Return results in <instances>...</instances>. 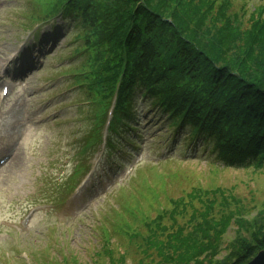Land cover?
<instances>
[{
  "label": "rangeland",
  "instance_id": "rangeland-1",
  "mask_svg": "<svg viewBox=\"0 0 264 264\" xmlns=\"http://www.w3.org/2000/svg\"><path fill=\"white\" fill-rule=\"evenodd\" d=\"M230 3L229 13L237 14L248 27L256 9L261 8L264 17V0ZM32 8V0H0V120L17 106L24 108L26 118L21 136L0 132V160L10 156L0 166V264H76V260L110 264V251L116 259L126 253L127 264H166L155 248L151 255L144 254L150 247L145 242L150 230L146 221L157 215L159 207L171 208V200L199 184L224 186L240 201L242 219H232L217 243L201 256L204 264H229L241 240L264 227V172L218 167L206 148L195 153L181 143L171 150L156 135L163 131L164 117L159 120L158 106L151 107L145 99L133 142L111 157L112 165L106 164V155L101 162L103 148L93 152L97 146L87 143L96 134L95 104L72 75L81 56L69 59L68 48L79 40L71 30L58 37L61 28L52 31L47 24L30 38L34 25L27 27V17ZM28 44L36 49V61L22 79L13 78L21 72L25 55L20 53ZM5 84L10 85L9 94L3 97ZM153 118L158 125L149 123ZM103 127L97 136L106 133ZM92 163L98 165L83 177ZM170 173L177 176L169 177ZM81 179L86 186L68 197ZM147 179L143 189H155L158 197L144 194L142 184ZM164 222L167 230L159 236L172 224L169 217Z\"/></svg>",
  "mask_w": 264,
  "mask_h": 264
},
{
  "label": "trees",
  "instance_id": "trees-1",
  "mask_svg": "<svg viewBox=\"0 0 264 264\" xmlns=\"http://www.w3.org/2000/svg\"><path fill=\"white\" fill-rule=\"evenodd\" d=\"M219 1L32 0L27 27L34 25L35 37L45 24L56 30L60 18V32L71 30L79 40L68 50L69 59L81 56L72 75L95 104L96 134L87 143H102L101 125L107 127V158L133 142L145 99L158 106L159 120L164 117L163 131L156 134L158 126L155 134L171 150L181 143L195 153L206 148L218 167L264 172V17L256 9L248 27L229 13L230 0ZM147 181L144 194L158 197L155 189H143ZM226 191L199 184L171 200V208L159 207L146 221L150 247L144 254L155 248L166 264H204L201 256L230 221L243 217L240 201ZM167 217L172 224L159 236ZM261 251L264 227L241 240L229 264H248ZM111 254L110 264H127L126 253Z\"/></svg>",
  "mask_w": 264,
  "mask_h": 264
},
{
  "label": "water",
  "instance_id": "water-1",
  "mask_svg": "<svg viewBox=\"0 0 264 264\" xmlns=\"http://www.w3.org/2000/svg\"><path fill=\"white\" fill-rule=\"evenodd\" d=\"M248 264H264V251H261Z\"/></svg>",
  "mask_w": 264,
  "mask_h": 264
}]
</instances>
